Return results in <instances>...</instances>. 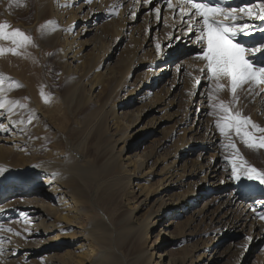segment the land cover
Here are the masks:
<instances>
[{"label": "bare ground", "instance_id": "bare-ground-1", "mask_svg": "<svg viewBox=\"0 0 264 264\" xmlns=\"http://www.w3.org/2000/svg\"><path fill=\"white\" fill-rule=\"evenodd\" d=\"M69 1L65 4L63 0H34L40 6V11L35 15L37 16L36 20L34 22L31 20V25H27L29 29L38 30V27L41 29L38 36L41 48L45 49L49 46L54 49L56 57H58L55 60L56 68L69 81V84L65 86L63 96L61 95V106L59 105L58 109L59 113L64 115L61 124L56 121L57 116L51 110L48 111L38 104L42 98L37 92L39 81L35 74L27 73L30 69L23 63L20 65L25 66L26 69L19 74L18 81L14 83L17 85L16 90H13L12 86L6 82L0 85L3 88V91L0 92V100L9 102L5 109H0V170H2L0 172V216L10 217L9 221H0V225H3L5 229H12V232L0 231L1 244L8 240L2 255L6 257L5 259L10 260L18 257L19 254L23 258H30L32 252L34 254L39 250L47 252L51 249H59L63 247V243H66L65 245L69 248L65 249L64 254H60L58 258L54 257L56 254H46L51 255L53 264H164L166 257L168 264H225L218 261L226 257V252H219L218 244L213 245L212 240L209 244L204 242L203 247H194V252L197 254L196 260L186 250L175 256L171 255L175 253L172 246L187 241L194 235H200L201 232H198L196 221L198 223L203 221L201 224L208 221L203 230L205 227L207 229L208 224L214 228H231L232 231L238 233L244 230L246 224H249L250 227L255 224L256 228L262 230L261 225L264 226V219H260L259 215L264 214V188L250 182L245 183L241 179L236 180L232 176L231 168H224V163L220 155L217 154L218 137L213 127L202 124L199 120L198 125L187 124L189 102L184 112L179 115L176 110L168 112L177 104L173 103V98L160 100L162 98L158 97L159 99H157V94L154 93V101L145 107L146 102L141 101L144 93H140V91L134 98L133 94L137 88L135 85L127 83L130 75L129 70H131L130 65H126L122 71L108 65L110 60L108 56L110 55L112 58L113 53L106 49L105 39L110 32L104 24L113 20L109 18L112 16L110 14V11H113L112 7L118 5L117 2H125V0H98L101 4H98V1L93 3L83 0V3H76L77 5L75 4L73 7L71 0ZM151 1L155 2V0ZM244 1L242 5L250 2ZM173 2L175 3L174 0ZM157 3L163 6L165 0L157 1ZM68 4H70L69 8L72 7L69 10L64 7ZM167 12L172 14L170 10ZM116 14L120 18V15H124V11L117 10ZM44 15H48L46 17V20H49L48 26L46 23L39 24V20L45 18ZM77 19L84 21L83 33L93 31V41L91 38L82 41L74 40L73 35L77 32L72 33L74 30L70 29ZM88 21L91 22L90 30L87 29L85 23ZM172 21L171 25L176 22ZM178 21L175 28H179V30L172 29L173 38L176 36L173 40L177 42L182 37L186 39L185 41L190 39L194 41L192 35L181 30L183 25L179 18ZM250 21L252 22L250 27L253 29L259 28L264 22V20L256 18ZM98 22L104 26L100 27ZM67 27L69 32L65 31ZM126 28L124 27V29ZM116 33L115 31L114 35ZM170 35L171 32H169ZM192 44H195L194 47L198 53L200 45L194 42ZM0 47L7 50L11 47L10 42L0 40ZM87 49L89 52L83 53ZM6 53L7 51L0 56L4 60L0 63V73L3 72V68H6L8 59L9 61L15 60L16 65L20 63L15 56L8 55L9 57H7ZM158 56L159 54L156 58H159ZM148 58L150 59V56ZM168 67L166 65L165 68H161L159 81L165 79L164 74ZM202 67L203 61L200 64V68ZM102 68H104L103 72ZM175 69L177 71L173 74V82L178 85L174 88L173 84L174 92H169V96L171 93L175 95L176 90H179L184 84L185 71H181V66L179 71L178 68ZM197 75L195 80L200 78L202 73L199 71ZM0 80L3 81L2 78ZM142 81L141 85H146V88L151 87V80L144 79ZM100 85L104 86V90L95 91ZM125 86H130L125 96L126 99L120 101L118 93L115 95L114 101L111 100L113 93L121 91ZM99 92L102 96L98 95ZM25 97L29 98L32 107L30 111L32 117L31 115L30 117L34 124L32 129L34 137L29 136L32 127L29 130L26 128L28 126H24V123H19L21 120L24 121V117L22 118L24 106L21 108L19 100L22 101ZM101 97H104L103 101ZM56 101L58 100L56 99ZM133 102L139 104L133 110L119 112V114L115 111V107L130 105ZM93 105L96 107L93 108ZM260 106L261 104L258 103L257 107ZM8 107H12L13 110L9 112ZM142 108L154 113L161 110L165 112V118L163 115L162 118H155L154 115L147 120V123L148 121L152 123L150 131L160 135L161 138L156 139L157 142L149 150L142 153L134 152L128 156L123 152L129 143L126 144L127 142L123 140L126 137H133V134L128 135V133L135 129L138 121L141 120L139 117L142 112L139 113V110ZM77 113H83V117L80 121L74 120L73 122L77 124L78 131L83 132L84 137H82L85 141L82 140V144L79 142L75 145L68 144L69 140L66 137L64 144L67 149L61 150L59 149L61 147L56 143L61 140L58 133L66 136L63 133L64 129L61 128L65 127L67 119L72 121ZM110 116L111 118H109ZM124 119L127 122L124 123ZM163 120L172 121V125L167 129H161ZM110 121L112 123L108 125ZM185 125L187 126L184 127ZM107 127H110L111 131L108 132L106 138ZM177 128L180 131L177 132ZM202 130L203 133H200ZM49 132L54 136L55 141L49 145L46 151H42V136ZM176 132L179 133L177 142L169 144ZM97 136L103 138L102 143L105 144L103 153L109 154L107 160L99 166L95 165L93 158L85 155L87 148L93 147V137ZM118 143L121 145L120 147H118ZM196 147H198L196 160H193L194 158H190L189 154H192ZM157 168L159 170H156ZM151 169L154 170L151 172ZM141 171L143 173H140ZM154 176L157 179L153 183H149V180ZM139 179L146 183L144 187L138 186L137 180ZM231 184L233 189L230 190V193L225 192ZM134 187H137L139 192L137 195L142 191L145 192L142 199H135L137 195L134 192ZM33 192L35 194L29 196V193ZM98 194L104 201L123 196V199L127 201L126 204H132L128 212L110 227L100 222L90 221L86 230L81 232L75 230L73 233L63 235L61 233L63 230L78 228L77 225L80 224L82 218L90 220L89 211L98 208L94 202V198ZM204 196L209 198L204 200L200 207H195L200 197ZM149 198L154 199L151 210L149 209V213L141 219L137 212L141 210L142 205L148 204ZM91 199L92 203L89 205ZM132 199L135 201L129 202ZM153 203L157 207H154ZM100 212L102 213L101 210ZM167 217L169 220L164 224L165 229H160L158 237L148 245V233L157 226L158 221ZM179 218L187 220V232H176L182 227V221L178 220ZM37 221L39 223H36ZM15 233H19V235ZM50 233L54 234L49 236ZM256 234L260 235V231ZM18 236L19 239H16ZM22 236L31 239L29 241H33V243L30 242V245L23 246ZM129 239L131 240L128 241ZM133 240L137 243L138 250H134L128 258L116 245L128 241L127 245L131 246ZM111 243H114L113 247ZM155 248L158 249L157 256L153 254ZM18 261L19 259L15 261V264ZM48 261L51 262L47 259V263ZM19 263L21 264V262Z\"/></svg>", "mask_w": 264, "mask_h": 264}, {"label": "rangeland", "instance_id": "rangeland-1", "mask_svg": "<svg viewBox=\"0 0 264 264\" xmlns=\"http://www.w3.org/2000/svg\"><path fill=\"white\" fill-rule=\"evenodd\" d=\"M68 1L69 0H63V3L67 4ZM88 1L97 3L98 0L96 1L88 0ZM157 1H161V0H155V2L151 1V3H145L144 0H130V1L125 0V2H121V1L117 2L118 5L112 7L114 12L110 11L111 12L110 14L112 16H110L109 18H112L113 20H109L110 21L109 23L104 24L107 26L108 32H110L107 39H105L106 44H107L106 49L110 53H113L112 58L110 55L108 56V58H110L108 65H110V67L116 68V70L121 69V71L123 70V68H125L126 65H130L131 70H129L130 75H129V80L127 83L131 85H135V87L137 88L136 92H134L133 94L134 98L136 94H138V92L141 91L140 93H144L141 101L143 103L146 102L145 107L149 105L148 103L154 101L153 99L154 93L157 94V99H159L158 97L162 98L160 100H164V99L168 100V99L173 98V103L174 104L177 103V104L168 112H173L176 110L179 115L184 112V109L186 108L187 103L189 102L190 106L188 108L189 114H188L187 124L189 125L197 124L198 125L197 122L199 120V122L202 124L211 125L213 129L215 130L217 137H218L217 145H216L217 154L220 155L222 162L224 163L223 164L224 168L225 167L231 168V164L229 160L226 159V157L230 156L232 150L225 146L227 144V141L223 137L220 136L218 130L214 127V116H210L207 114L209 112V107H208V101H207L206 96H207V92L209 91V89L204 87L203 84H201L200 86H197L196 84L193 83L196 76H198L197 74H199L200 64L202 62L194 57V54L197 52L196 51L197 49L194 47L195 44H192L193 40L190 39L189 41H185L186 39L182 37L179 38L177 42L173 40L174 35L172 33V29L174 28L175 30L177 29L179 30V28L177 29L175 28L177 24L179 23L178 18L175 20L176 22L172 21L173 20L172 14L167 12L169 9L165 7L166 6L165 4L163 6L159 5ZM255 2L256 1H250L248 4H254ZM76 3L77 4L83 3V0H71L72 7ZM107 3L109 4V2ZM88 4H91V3H88ZM98 4H101L100 1H98ZM69 5L70 4L65 5L64 7L69 10L70 8H72V7L69 8L68 7ZM125 5L127 8L125 7ZM32 7H33V10H32ZM39 7L40 6L38 5V3L34 2V0H10V1L0 0V12H1L0 22L6 21L12 26V28H19L23 30L27 35L31 37V41H32L24 49H20V52H21L20 55H13L9 52L6 53L7 57L15 56L17 61H19L20 63L19 65H16L14 63L16 62L15 60L9 61L8 59L6 62V68H3V72L0 73V78L3 79V82H6V84H8L9 86H12L13 90H16L17 85L14 83L15 81L16 82L18 81L19 74L23 73L25 71L24 69H26L25 66L23 67L20 64L23 63L24 65H26V67L30 69L29 70L30 72L27 71V73L35 74L37 76V80L39 81L38 83L39 90L37 89V92H39V96H41V92H43L45 94V97L48 99V102L45 103L44 99L41 98L38 104L43 106L46 110L48 109V111L51 110V112L57 116V118H55L56 121L59 124H61L60 122H61L62 116L64 117V115L59 113L58 109H59V105L61 106V103H60L61 95L63 96L65 92V86L69 84V81L56 68L55 60L58 57H56V53L54 49H52L49 46H47L45 49L41 48V43L38 39L39 33H41V29L39 27H38V30H33V29L28 28V26H30L31 23L36 20L35 18L37 16L35 15H37L38 12L40 11ZM156 7L161 8V14H160L161 19H158L156 16V13L154 11ZM117 10L124 11L125 16L120 15V18H119L118 15L116 14ZM64 11L66 12V10ZM131 13H134L135 15L133 16ZM41 14L43 15V13H40V15ZM44 17H45L44 19L39 20V24L44 25L46 23V26H48L49 24L47 23L49 20H46V17H48V15H44ZM170 19L173 23L175 22L173 25H171ZM31 20L33 21L31 22ZM121 22L122 24L123 23L125 24L122 25ZM85 23H86L87 29L90 30L89 28H90L91 22L88 21ZM248 23L250 27L252 25V22L249 20ZM83 25H84V21L77 19V22L74 23V25L70 29V30H74L73 32L71 31L72 33L77 32L74 35L72 34L74 36L73 37L74 40L82 41V40H88L91 38V40L93 41L94 40L93 31H86L85 33H83V29H82ZM98 25H101L100 27L104 26L101 22H98ZM123 26L127 28L124 29ZM129 26L131 27V29ZM70 30L68 29V27L65 28L66 32H69ZM115 31L117 33L114 35ZM169 32H171V35H170L171 37L169 36ZM158 43L162 46L159 51L155 47V45ZM165 45L167 46L165 47ZM10 46L12 47L11 43H10ZM86 52L87 53L89 52L88 49L87 51H84L83 53H86ZM158 54H159L158 56L159 58H156ZM149 56H150V59L153 58L154 60L153 59L150 60L148 58ZM139 57H141L142 59H140ZM3 61H4L3 59L0 60V63H2ZM166 65L169 67L167 68V72L164 74L165 79L159 81L161 78L160 77L161 68H165ZM180 66H181V71L182 72L185 71L184 76H183L184 84L181 85L179 90L175 89L176 90V93H174L175 95H172L173 93H171V96H169L170 95L169 92H174V88H176L178 85L177 83L174 84L173 82V74L177 71V69L175 68H179ZM101 71L103 72L104 68H102ZM152 73H155L156 75L154 76ZM201 76L202 75H200V77ZM144 79L148 81L151 80V87L146 88L145 87L146 85H141V83L143 82L142 80ZM170 84L172 85V87ZM173 84H174V88H173ZM170 87L171 89L169 90ZM129 88L130 86H125V88H123L121 91L117 93H113L114 95L111 96V100L114 101L115 99L114 97L118 93H119L118 96L120 97V101L123 99H126L125 96ZM102 90H104V86L100 85V86H97V89L95 91L98 92ZM98 95L102 96L100 92L98 93ZM221 98L224 100H228L229 93L227 91L222 93ZM56 99L58 101H56ZM101 100L103 101L104 97H101ZM201 100L203 101L201 102ZM139 103L142 104L141 102ZM258 103L261 104L260 107H257ZM19 105L21 106V108L24 106L23 107L24 110L22 112L23 113L22 118L24 117L23 119L25 122L24 126L25 127L28 126L26 128H28L29 130H30V127H32L29 132V136L34 137V134H33L34 131L32 130L34 128V124L33 123L27 124V119H29L30 115L32 117V114H30L32 107L30 106L29 98L25 97L23 98L22 101L19 100ZM137 105L139 104L135 102L130 103V105H125V106L119 105L115 107V111H117V114H119V112H123V111L126 112L128 110H133ZM95 107L96 106L93 105V108ZM240 107L243 109L244 115L250 116L254 122L264 127V111H263L264 110V93H262L259 96H256L254 99L252 97H249L248 99H242L240 103ZM57 111L58 113H56ZM141 112H142V115L139 117L141 120L138 121L139 122L138 125L135 126V129L130 130V132L128 131L129 132L128 135L133 134V137L132 138L126 137L125 140H123L124 142H127L126 144L129 143L127 146H125V148H127L123 152L125 155L129 156L134 152L142 153L143 151L149 150L157 142L156 139L161 138L160 135L153 134L150 131L152 129V123H150V121H148L147 123V120H149L154 115H155L154 116L155 118L156 117L162 118V115H163V118H165L164 117L166 116L164 115L165 112L161 110L160 112L156 111L154 113V112H149L147 109L143 110V108L139 110V113ZM82 117H83V113H77L72 118V121L69 119L65 121L66 124L64 125L65 126L64 128L60 127L62 130L64 129L63 133H65L66 136L62 133H58V135L61 137V140L58 141L59 143L56 142L57 145L61 147L59 149L61 150L67 149L66 145L64 144V140H66V137L69 140L68 144L75 145V143L77 142L82 144V140L83 142L85 141V139L83 138L84 137L83 132L78 131L79 129L76 126L77 124L73 122L74 120L80 121ZM109 118H111V116ZM123 122L125 123L127 121L124 119ZM111 123L112 121H110L108 125H111ZM161 123H162V125L160 126L161 129H164V128L167 129L172 125V121H169V120H163L161 121ZM186 126L187 125H185L184 127ZM179 128H177L178 129L177 132L180 131ZM109 131H111V129L110 127L109 128L107 127L105 131L106 138L108 137ZM177 132L174 134V136H172V139L169 144H171L174 141L177 142L178 136H179V133ZM200 133H203V130ZM53 137L54 136L50 132L42 136V140H43V142L41 143L42 151H46L49 145L51 143H54L55 140ZM97 137L96 138L93 137V147L89 146L87 148L85 155L88 156L89 158H93L95 165L99 166L104 161L107 160V157L109 154L103 153V148L105 144L102 143V139H103L102 136L98 137V140H97ZM107 141L108 139L106 140V142ZM236 143H238L237 146L242 156L244 157V159L247 160V162L250 165L255 166L259 170H264V149L250 150L246 148L242 143H240L239 140H237ZM117 145L118 147L121 146L119 145V143ZM197 151H198V147L195 148L192 154H189V157L192 159L194 158L193 160H196L195 158H196ZM152 170L154 169H151L150 171L152 172ZM156 170H159V169L157 168ZM140 173H143V171H141ZM156 179H157L156 176L152 177L149 180V183H153ZM241 180L244 181L245 183L250 182L251 184H256L264 188V185L260 184L256 180H248L246 178H242ZM137 181L139 183L138 186L144 187L146 184L144 183L143 180L139 179ZM232 186H233L232 184L231 186L229 185V187L226 189L225 192L230 193V190L233 189ZM134 189H135L134 192L137 195L139 193L137 190V187H134ZM144 193L145 192L142 191L139 195H137V197H135V199H138V200L142 199ZM33 194L35 193L34 192L29 193V196ZM207 198L209 197L208 196L200 197L199 201L195 204V207L196 206L200 207L202 202L206 200ZM153 200L154 199L149 198L147 200L148 204L142 205L141 210L137 212V215L141 219L144 218L146 214H148L149 211L151 210L150 208H151ZM131 201H135V200L132 199L129 202ZM94 202L98 206V208H93V211H89V214H91L90 220L87 221L86 219L82 218L79 222L80 224L77 225L78 228H73V229L69 228L66 231L63 230L61 233L65 235V234L73 233L75 230L76 232L78 231L81 232L82 230L84 231L89 226L90 221L100 222L104 224L105 226L110 227V225H114L115 222L119 218H121L123 215H125L128 212V209L130 205L132 204L129 202H128L129 204H126L127 201L123 199V196L122 198L113 197V198H110L109 201H104V199H102L99 194L98 196H95ZM91 203H92V199L89 205ZM154 207H157V206L154 205ZM100 210L102 211V213L100 212ZM102 215L104 216L103 219H102ZM184 218L178 219L182 221V227L176 230L177 233H182V232L184 233L185 231L187 232L186 230L187 220H185ZM153 220H155V218H153ZM168 220H169V217L165 219H161L160 221H158L159 223L157 224V226H155L150 231V233H148L147 235V241H149L148 245H150L153 242V240L158 237L157 234L160 229L162 230L165 229L164 224ZM174 220H177V219H174ZM196 222H197L196 227L199 230L198 232H201L200 235L199 236L194 235V237H190L189 240L179 242L178 244L172 246L173 247L172 250L175 253H172L171 255L175 256L176 254H180L181 251L183 253L184 250H186L190 255L193 256L194 260H196L197 254H195L194 252V247L195 246L203 247L205 244L204 242L209 244L210 240H212L213 245L218 244L217 249L219 250V252H222V251L226 252V257H224L223 260L218 261L219 263L224 262L225 264H264V226L263 225H261L262 230H259L258 228L255 227V224H253V226L251 227L249 226V224H246L247 226L244 227V230L238 233L234 230L232 231L231 228H223V227L214 228L212 227V225L210 227L209 224L207 225V229L205 227V229L203 230L204 225L208 221L206 220L203 224H201L203 221H200V223H198V221ZM36 223H39V222L37 221ZM263 224H264V221H263ZM259 231H260V235L256 234ZM53 234L50 233L49 236ZM22 238L23 239L20 238L22 242L20 240L19 241L24 244V245L22 244L23 246L30 245L29 244L30 242L31 244L33 243V241H29L31 239L27 237L22 236ZM16 239H19V236L16 237ZM130 240L131 239H129L128 241ZM7 241L8 240H5L2 243L3 246L0 242V248L1 247L4 248L8 244ZM128 241L122 242L120 243V245H116V247L125 256L129 258L132 255L134 250H138V245L133 240V244L129 246L127 245V243H129ZM63 244L65 245L66 243H63ZM64 245H62L63 247L59 249H51L47 252L41 251V250H39L38 252L35 251L34 254L32 252V255L30 256L32 260L30 258H23L21 257L20 254L18 257H16L17 259L14 258L13 260L5 259L6 258L5 256L0 255L1 257L0 264H13V263L15 264V261H17L18 259L19 261L16 262V264L17 263L20 264L19 262H21V264H48V263L53 264V258H50L51 255H46V254H54V255L56 254L54 257L57 256L56 258H58L60 254L61 255L64 254L63 251H65V249L69 248L68 246L66 245L64 246ZM192 245L194 246L192 247ZM111 246L113 247L114 243H111ZM157 251H158L157 248L153 250V254H155V256H157ZM47 259H49L51 262L48 261L47 263ZM167 259L168 258L166 257L163 262L164 264H168ZM5 260L6 262L4 263Z\"/></svg>", "mask_w": 264, "mask_h": 264}, {"label": "snow or ice", "instance_id": "snow-or-ice-1", "mask_svg": "<svg viewBox=\"0 0 264 264\" xmlns=\"http://www.w3.org/2000/svg\"><path fill=\"white\" fill-rule=\"evenodd\" d=\"M144 2L151 3V0ZM165 5L171 11L174 21L179 18L183 25L181 30L192 35L193 42L200 45V51L194 57L203 61V67L199 69L202 76L195 80V84H203L209 89L206 96L209 107L207 114L214 116V127L227 141L225 146L232 150L226 159L231 164L233 178L256 180L264 185V170L250 165L236 143L239 140L250 150L264 149V127L244 115L240 107L242 99H254L264 93V38L247 45L238 40L239 36H249V20H264V0L235 7L206 0H175V3L173 0H165ZM154 11L157 18L161 19V8L156 7ZM0 40H8L12 45L7 50L0 47V55L5 51L20 55V49L32 42L23 30L12 28L6 21L0 22ZM155 47L159 51L162 46L158 43ZM2 83L0 80V85ZM226 91L229 93L228 100L221 98V94ZM41 97L45 103L48 102L43 92ZM8 103L0 100V109H5ZM12 110V107H8L9 112ZM19 123L25 122L21 120ZM31 123L30 117L27 124ZM259 218L264 219V214H260ZM5 230L12 232L11 228L5 229L0 225V231ZM2 254L3 248H0Z\"/></svg>", "mask_w": 264, "mask_h": 264}]
</instances>
